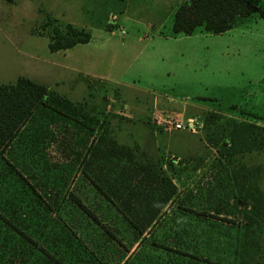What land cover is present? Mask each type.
<instances>
[{"label":"rangeland","instance_id":"rangeland-1","mask_svg":"<svg viewBox=\"0 0 264 264\" xmlns=\"http://www.w3.org/2000/svg\"><path fill=\"white\" fill-rule=\"evenodd\" d=\"M82 4L93 20L107 17L102 35L51 51L53 27L64 29L71 13L78 23L86 20L76 12ZM109 9V0H0V84L25 76L48 86L44 102L0 155V264H123L128 240L115 237V219L104 206L120 176L90 175L88 155L110 146V138L117 153L123 146L135 150L149 129L141 119L154 116L138 108L147 115L153 99L186 102L199 122L218 113L215 123L196 127L199 133L159 130L168 137L157 149L177 158L207 154L205 170L189 171L191 190L195 181L203 190L195 199L186 196L207 216L208 263L264 264V231L253 237L248 229L264 212V20L221 34L155 39L153 46L146 43L156 32L142 30L136 33L147 39L132 45L159 56L132 61L125 38L133 31L120 22L127 34L111 36ZM170 22L160 33H169ZM108 36L117 48L108 46ZM112 79L122 84L112 87ZM220 162L224 170L209 166ZM152 257L150 264H159L158 252ZM139 259L132 264H144Z\"/></svg>","mask_w":264,"mask_h":264},{"label":"crops","instance_id":"crops-1","mask_svg":"<svg viewBox=\"0 0 264 264\" xmlns=\"http://www.w3.org/2000/svg\"><path fill=\"white\" fill-rule=\"evenodd\" d=\"M17 1L12 0L11 4L15 5ZM184 1L109 0L111 5V9L109 10H112L110 12L118 10L120 12L118 15L119 21L128 30L133 31V33H130L125 38L127 43H131L130 50H133L135 53V57L132 56V61L138 58L137 55L150 58H158L157 56H159V53H150L148 51L145 53L143 49L138 50V48L132 45L133 42L139 44L144 39H147L139 36V33L136 32L154 30L156 32L154 36L148 37L149 35L146 34L148 37L146 45L152 46L151 42L155 39L168 40L177 38L176 35L178 34L174 35L173 30L170 31V26L173 29L174 14L178 6ZM252 1L264 10V0ZM85 6L87 5L82 4L76 7L79 18L87 15L85 21L78 23L71 13V15H67V23L84 28L90 32L91 41L96 36L102 35L104 31L102 24H105L103 23V18L107 17L102 15L100 18L93 20L91 12ZM171 16H173L172 23L170 22ZM91 20H93L92 23H90ZM257 20H255L256 23H258ZM169 22V33L166 35L160 33ZM110 35L114 36L111 33ZM111 36L105 38V41L109 47L117 48L115 43L110 45L113 41ZM118 55H120V52L114 49V56L117 58ZM113 61L116 62L117 59ZM121 61L126 64L125 60ZM110 82L112 83V87L122 84L115 79L110 80ZM139 90L145 94H152L150 90L147 91L145 88H139ZM137 99L139 102L141 101L140 98ZM194 107L199 108L197 105L192 108ZM143 109L139 107L138 111L145 114L146 117L155 111H167L174 112L179 120L196 119L189 113L188 103L186 102H182V104L166 103L162 105L159 99H153V104L148 107L147 115L143 112ZM145 120L141 119V121H144V124H141V126H146L145 123H147V127L149 128L148 133L137 138L138 140L134 142L136 146L135 150H132L129 146H123V151L117 153L111 145L115 141L110 138L111 141L108 143L110 146H106L105 144L103 148L98 147L97 154L88 155V171L90 175L112 174L120 176V182H113L110 185V192L114 195L111 196L110 205L105 199L104 206L106 211L109 209L108 213L115 219L113 221L115 222V237L128 240L126 244L127 251H125L122 263L132 264L135 259H139L137 255L146 246L148 248L144 251L143 258L138 260L143 261L144 264H150V261L153 260L152 255L157 252L159 264H209L205 247L208 237L207 216H203L201 214L202 211L186 196L188 194L192 199H195L196 195L203 190V188H200L202 186L200 182L196 183V181V188L191 190L193 183L191 182L192 178L189 179V171L193 169L196 173H199L202 169L205 170L206 167L204 166L206 165L207 154L203 152L183 153V155L187 154L188 157L178 155L180 159L176 161V156L170 155L168 151L163 152L157 149L161 143L163 145L167 143L168 136L166 137L163 132H159V130H166L157 126L153 120L151 122ZM203 125H205V122L198 121V128H202ZM199 131L197 130L192 133H199ZM139 142L142 143V146H140ZM95 144L96 142L92 146L93 149L96 147ZM95 151L96 149L93 150V153ZM198 160L201 161L199 162ZM223 163H212L209 166L211 165V169L221 168L224 170L226 167H224ZM221 175L224 176V171ZM230 178H232L231 184L237 181V178L234 177V169L231 170ZM253 207L255 206L253 205ZM218 213V215H221L220 217H223L220 212ZM251 223L252 226H249L248 229L252 232L253 237H256L257 233L264 231V226L256 225L264 223V212L261 216H253ZM196 240H198V246L193 245Z\"/></svg>","mask_w":264,"mask_h":264},{"label":"trees","instance_id":"trees-1","mask_svg":"<svg viewBox=\"0 0 264 264\" xmlns=\"http://www.w3.org/2000/svg\"><path fill=\"white\" fill-rule=\"evenodd\" d=\"M255 18L264 19V10L252 0H185L174 14L173 33L221 34ZM90 39V32L66 23L64 29L52 28L49 48L51 51L68 49ZM47 95V86L25 76L19 77L15 83L0 84V155L10 147ZM219 117L217 112H211L204 122L210 125Z\"/></svg>","mask_w":264,"mask_h":264},{"label":"built area","instance_id":"built-area-1","mask_svg":"<svg viewBox=\"0 0 264 264\" xmlns=\"http://www.w3.org/2000/svg\"><path fill=\"white\" fill-rule=\"evenodd\" d=\"M108 24L111 26L110 31L113 34L120 33L121 35H126L127 31L122 26L119 18L116 14L111 13L108 17ZM123 114H129L127 111L120 112ZM153 122L162 127L166 131L175 130H186L190 132H196V127L198 126V120L189 119L187 121L179 120L174 112L167 111H155L153 116ZM175 158V157H173ZM176 161L180 158H175Z\"/></svg>","mask_w":264,"mask_h":264}]
</instances>
